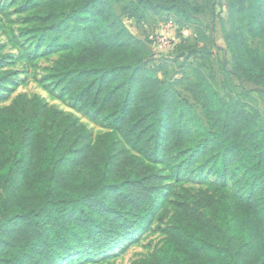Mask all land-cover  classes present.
Wrapping results in <instances>:
<instances>
[{"label":"trees","instance_id":"trees-1","mask_svg":"<svg viewBox=\"0 0 264 264\" xmlns=\"http://www.w3.org/2000/svg\"><path fill=\"white\" fill-rule=\"evenodd\" d=\"M21 1L33 11L36 41L66 52L52 68L55 85L110 132L89 144L77 121L37 97L0 109V264H57L83 246L92 253L109 248L154 219L170 165L180 173L229 175L240 195L219 194L212 182L202 193H187L165 247L132 264H264L262 110L244 90L235 91L227 68L228 94L201 65H190L192 76L161 79L148 64L149 44L114 8L122 3L138 21L163 14L191 20L207 5ZM228 1L225 40L234 71L264 89V57L233 24V12L249 8L244 0ZM7 79L0 60V89ZM181 83L201 115L182 97Z\"/></svg>","mask_w":264,"mask_h":264},{"label":"rangeland","instance_id":"rangeland-1","mask_svg":"<svg viewBox=\"0 0 264 264\" xmlns=\"http://www.w3.org/2000/svg\"><path fill=\"white\" fill-rule=\"evenodd\" d=\"M194 4L207 5V12L191 20L180 19L174 14L149 16L145 21L128 17L122 11V3L114 8L126 28L138 38L144 39L150 48L149 66L156 69L163 80L192 76L190 65H201L222 94H228L224 69L236 84L235 91H245L247 100L258 106L264 114V89L250 82L247 77L234 71V63L226 44V31L231 27L228 0H192ZM248 13L233 12V24L247 39L250 46L264 57V0H244ZM33 11L21 0H0V60L1 70L8 79L0 89V109L11 105L17 98H39L49 107L61 111L77 121L85 130L87 143L95 144L110 130L103 120L84 107L76 104L68 94L60 90L51 78L57 61L66 53L47 45H40L30 32ZM171 44L161 48L153 42L154 36L169 22ZM192 48L200 54L191 53ZM210 54H204V50ZM177 89L189 100L201 115L199 105L181 83ZM81 146L75 147L79 150ZM164 190L154 219L132 229L117 239L109 248L92 253L87 246L81 247L57 264H132L147 258L165 247L175 213L187 193H202L214 184L212 190L238 198L239 190L229 175L220 179L207 172L192 174L177 172L170 165L163 174ZM212 192V191H211Z\"/></svg>","mask_w":264,"mask_h":264},{"label":"built area","instance_id":"built-area-1","mask_svg":"<svg viewBox=\"0 0 264 264\" xmlns=\"http://www.w3.org/2000/svg\"><path fill=\"white\" fill-rule=\"evenodd\" d=\"M173 27V22L169 21L164 28L159 31L153 38V42L161 47V48H167L171 44V39H170V29Z\"/></svg>","mask_w":264,"mask_h":264}]
</instances>
